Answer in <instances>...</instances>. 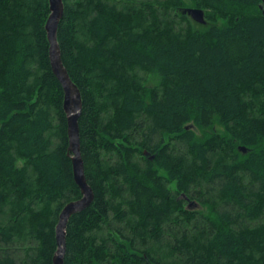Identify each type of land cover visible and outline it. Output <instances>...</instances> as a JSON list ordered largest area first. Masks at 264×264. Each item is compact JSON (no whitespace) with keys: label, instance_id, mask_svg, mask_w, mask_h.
Segmentation results:
<instances>
[{"label":"trees","instance_id":"1","mask_svg":"<svg viewBox=\"0 0 264 264\" xmlns=\"http://www.w3.org/2000/svg\"><path fill=\"white\" fill-rule=\"evenodd\" d=\"M63 4L93 193L63 264H264L261 0ZM48 14V0H0V264H53L59 212L81 197Z\"/></svg>","mask_w":264,"mask_h":264},{"label":"water","instance_id":"2","mask_svg":"<svg viewBox=\"0 0 264 264\" xmlns=\"http://www.w3.org/2000/svg\"><path fill=\"white\" fill-rule=\"evenodd\" d=\"M48 5L49 14L44 27L49 43V63L51 71L60 83L63 91L62 106L67 119L68 153L71 155L73 178L81 192V197L65 204L58 215L55 228L57 248L52 260L53 264H63L65 228L68 218L74 213L81 212L87 208L93 200V193L85 179L79 147L78 117L82 107L81 96L77 86L72 82L63 65L57 42V27L64 12L63 0H48ZM260 8L264 14V0H261ZM183 11L195 22L202 24L206 22L204 19V11L200 8H185ZM240 149L244 152L243 148Z\"/></svg>","mask_w":264,"mask_h":264},{"label":"rangeland","instance_id":"3","mask_svg":"<svg viewBox=\"0 0 264 264\" xmlns=\"http://www.w3.org/2000/svg\"><path fill=\"white\" fill-rule=\"evenodd\" d=\"M185 8H198V7H196V6H194V5H192L189 1H186V5L184 6V9ZM264 9V8H263ZM185 14H187L186 12H184ZM188 15V14H187ZM189 16V15H188ZM190 17V16H189ZM190 19L192 20V21H194L191 17H190ZM195 22V21H194ZM197 23V22H196ZM149 79H150V81H149V84H153L154 82H153V78H151V77H149ZM220 128L218 127V130H219Z\"/></svg>","mask_w":264,"mask_h":264}]
</instances>
